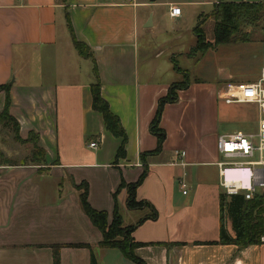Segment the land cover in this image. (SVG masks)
Masks as SVG:
<instances>
[{"label": "crops", "instance_id": "0c3cea01", "mask_svg": "<svg viewBox=\"0 0 264 264\" xmlns=\"http://www.w3.org/2000/svg\"><path fill=\"white\" fill-rule=\"evenodd\" d=\"M218 1L0 0V86L8 87L9 114L20 138L36 135L46 164L25 163L27 155L19 159L18 151L3 149L0 141V264H53L55 247H60L59 264H90L91 253L97 264H135L118 250L98 247L101 234L82 213L76 187L87 184L88 204L107 213L110 222L112 195L121 180L134 184L145 168L135 197L148 203L156 218L147 209H128L124 193L117 197L123 225L136 226L131 233L136 259L143 264H264V242L242 249L218 244L222 162L216 141L225 134L214 125L189 136L180 118L172 121V133L165 126L166 113L186 90L163 108L159 128L165 140L160 153L151 154L156 139L149 125L174 82H155L154 65L164 51L149 58L156 51L143 38L163 33L165 23L192 25ZM172 7L180 8L179 18L170 17ZM68 23L75 39L89 48L101 97L125 132V158L118 162L121 140L91 109L92 61L77 55ZM30 77L40 80L31 83ZM4 99L1 92L0 112ZM225 226L234 237L229 220Z\"/></svg>", "mask_w": 264, "mask_h": 264}, {"label": "trees", "instance_id": "16d2710c", "mask_svg": "<svg viewBox=\"0 0 264 264\" xmlns=\"http://www.w3.org/2000/svg\"><path fill=\"white\" fill-rule=\"evenodd\" d=\"M66 1V0H65ZM212 26V43H204L203 34L200 26L197 25L193 29L196 37V45L194 50L204 55L208 50L218 46L229 44H247L249 43L252 32L258 27L264 26V2H222L218 1L210 14L206 16ZM69 22V21H67ZM68 30L71 37V43L77 55L82 59H90L92 61L93 83L90 85L91 109L99 114L102 118L105 130L115 139H120L121 143L115 156V162L125 158L126 135L119 122L114 116L100 94V82L98 78L97 67L91 55L89 48L83 43L78 42L68 23ZM172 63L173 60H172ZM174 70L177 71L174 65ZM187 89V85H170L165 97L160 99L157 104L156 112L153 120L149 125V132L156 139V148L152 155H158L161 151L162 144L165 140V132L159 128V123L163 108L165 105L174 104L177 101L176 90L183 91ZM3 92L4 106L0 112V130L10 131L13 134V140L17 144H25L19 137V125L17 121L9 114L10 97L7 86H0V93ZM36 136V135H35ZM38 137L36 136L32 143V149L25 163L35 166H46L45 152L38 146ZM57 166V163L55 164ZM146 168L134 184H126L121 180L116 192L112 195L114 208L112 219L108 221V215L105 212L95 211L87 202L88 186L81 183L76 187L78 195V203L82 213L88 218L91 225L99 231L102 240L98 244L100 249H115L124 254L129 260L135 264H143L133 256V250L138 245L133 243L131 233L136 228H122L121 218L118 212L117 197L124 192L127 200L126 205L130 210L147 209L152 211L151 219L156 218V213L152 207L143 201H136L135 193L142 181L146 177ZM219 242L220 245H233L238 248H246L248 246L259 245L260 238L264 235V197L255 194L253 198L246 201L243 195L225 196L223 193L219 195ZM229 220L231 230L234 237H231L225 226V221ZM53 248V264H59L58 249ZM76 248H81L76 246ZM89 249V247H86ZM90 264H97L93 254L91 253Z\"/></svg>", "mask_w": 264, "mask_h": 264}, {"label": "rangeland", "instance_id": "374dc122", "mask_svg": "<svg viewBox=\"0 0 264 264\" xmlns=\"http://www.w3.org/2000/svg\"><path fill=\"white\" fill-rule=\"evenodd\" d=\"M209 10L207 9L203 12L208 13ZM206 16H200L198 21L192 23V25L191 21L185 26L165 23L166 29L163 33L153 32L154 35H148L143 38L148 41L149 50L156 51L152 52L148 56L149 58L152 59L153 56H157L156 54L164 51L154 65V68L157 69L155 82H174L171 84L173 86L187 85L186 93L182 96L180 103L172 105L176 106V108L173 111L170 110V112L168 110L166 113L165 126L172 133L174 126L172 121L180 118L182 119L183 130L189 136L194 133L198 135L202 126L213 127L214 125L218 127L219 134H229L235 131L257 134L256 107L245 104L225 105L218 99V95L227 84L253 83L257 81L260 62L264 58V26L258 27L252 32L247 44L218 46L201 55L194 50L197 40L193 34V29L197 25H201L200 31L203 34V42L212 43V26ZM188 25L191 26L190 31H187ZM171 57H173L174 63H172V60L170 63ZM85 63L88 66L90 65L89 61ZM174 65L177 71L174 70ZM44 66L45 64H43ZM29 79H31V83L40 80L37 77H30ZM179 92L181 91L176 90L175 92L177 99ZM168 120L170 121L168 122ZM188 135L187 137L190 139ZM35 137L33 133H29L25 140L20 138L21 141L27 142L21 146V144H17L13 140L12 132L0 130V141L3 149L18 151L20 154L19 159L26 157V155L28 159ZM255 144L256 141H254ZM219 157L221 162H226L222 156ZM231 176L238 177L236 173L231 174ZM122 193L124 192L119 195ZM122 228L126 230L130 226H125L122 223ZM79 246L81 248L88 247L86 245Z\"/></svg>", "mask_w": 264, "mask_h": 264}, {"label": "built area", "instance_id": "2783aa9c", "mask_svg": "<svg viewBox=\"0 0 264 264\" xmlns=\"http://www.w3.org/2000/svg\"><path fill=\"white\" fill-rule=\"evenodd\" d=\"M180 16V8L170 9L171 18ZM218 99L225 105L255 106L258 126L257 134L235 131L218 136L216 150L226 160L218 164L222 193L227 197L243 195L246 201L259 192L264 196V58L256 82L227 84L221 89ZM89 148H96V144L90 143ZM175 157L181 159L183 153H176ZM234 173L237 178L231 176ZM260 241L264 242V235Z\"/></svg>", "mask_w": 264, "mask_h": 264}]
</instances>
